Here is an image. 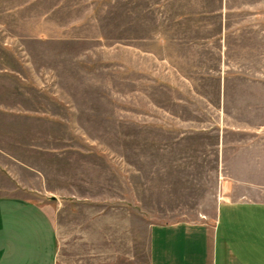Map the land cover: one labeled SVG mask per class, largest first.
<instances>
[{
  "label": "rangeland",
  "instance_id": "1",
  "mask_svg": "<svg viewBox=\"0 0 264 264\" xmlns=\"http://www.w3.org/2000/svg\"><path fill=\"white\" fill-rule=\"evenodd\" d=\"M2 194L48 208L57 264L264 201V0H0Z\"/></svg>",
  "mask_w": 264,
  "mask_h": 264
},
{
  "label": "crops",
  "instance_id": "2",
  "mask_svg": "<svg viewBox=\"0 0 264 264\" xmlns=\"http://www.w3.org/2000/svg\"><path fill=\"white\" fill-rule=\"evenodd\" d=\"M48 208L0 195V264H57ZM150 264H264V201L226 200L215 223L152 227Z\"/></svg>",
  "mask_w": 264,
  "mask_h": 264
}]
</instances>
